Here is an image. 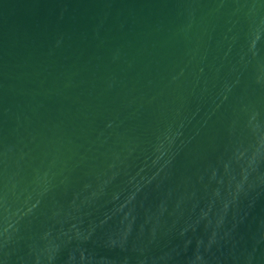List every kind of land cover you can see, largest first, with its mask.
I'll return each mask as SVG.
<instances>
[{"label":"water","instance_id":"water-1","mask_svg":"<svg viewBox=\"0 0 264 264\" xmlns=\"http://www.w3.org/2000/svg\"><path fill=\"white\" fill-rule=\"evenodd\" d=\"M0 264H264V0H0Z\"/></svg>","mask_w":264,"mask_h":264}]
</instances>
